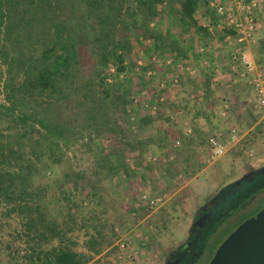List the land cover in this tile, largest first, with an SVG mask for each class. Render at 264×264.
Segmentation results:
<instances>
[{"label":"trees","instance_id":"16d2710c","mask_svg":"<svg viewBox=\"0 0 264 264\" xmlns=\"http://www.w3.org/2000/svg\"><path fill=\"white\" fill-rule=\"evenodd\" d=\"M211 3L231 0H0V233L5 219L21 228L12 241L0 236V264H95L113 246L92 223L91 203L109 217L107 225L118 220L110 227L114 236L123 218L114 215L119 208L101 182L121 180L134 190L147 179L144 157L171 152L177 122L166 114L171 106L159 102L152 75L162 70L186 80L189 51L198 58L197 48L181 45L189 30L227 48L225 38L235 32L216 29ZM173 5L177 11L168 15ZM201 48L207 52L208 43ZM229 57L239 64L235 52ZM210 68L191 94L194 104L208 108L219 102L210 93L217 67ZM147 130L151 136H144ZM80 143L108 148L95 158L94 177L67 172L53 179L65 153ZM189 171L186 181L197 172ZM257 186L224 204L225 218L246 206ZM136 201L135 217L137 208L145 210ZM81 231L86 251L73 239Z\"/></svg>","mask_w":264,"mask_h":264},{"label":"rangeland","instance_id":"374dc122","mask_svg":"<svg viewBox=\"0 0 264 264\" xmlns=\"http://www.w3.org/2000/svg\"><path fill=\"white\" fill-rule=\"evenodd\" d=\"M259 1V3H258ZM257 5L261 7L257 10V34L256 37L260 44L258 57L261 61L264 60V0H257ZM177 6L173 5L167 10L168 15H173L177 11ZM258 9V6H257ZM164 22L162 26H167ZM152 27V26H151ZM164 32L165 29H160ZM193 30L188 31L184 36L182 47L188 44V38H193L192 43H198V40ZM132 37V36H131ZM181 40V36L176 35ZM203 43L214 45L217 39L214 36L202 38ZM151 43V42H150ZM193 45V44H192ZM262 52H261V50ZM261 52V53H260ZM138 52H135L134 57L137 58ZM261 63V62H260ZM141 67L142 63H138ZM239 69V67H237ZM235 70L230 72L231 79L236 78L232 87L228 88L230 94L229 100L233 104V110L229 115L226 128H237L241 131L242 139L239 144L233 148L225 157L216 160L211 165L205 163L188 162L192 158L191 153H196V156L203 157L205 151L201 149L205 147L209 137L198 136L196 140L190 143L187 140L185 147L174 149V145L170 146V153L162 151L161 158H156L153 162V153L144 157V167L142 176L147 175V179L141 184H136L134 190L130 189L125 182L121 180L103 181V190L106 191L108 198L112 199L111 206L119 208V212L114 214L117 218H123L120 228H113L115 235L110 232L111 224L117 225L118 220L106 224L109 217H102L98 214L101 211L96 203H91V209L94 212L93 224L99 231L104 233L106 241H112V247L124 237L131 233L138 234L143 240L147 250H151L157 255L158 264H162L168 252L174 251L179 244L185 242L192 237L191 225L199 210L215 196L224 197L232 190L235 184L244 183L247 180V175L254 172L264 170V116L256 109L253 99L250 96L248 87V79L250 75L244 70ZM234 76V77H232ZM0 101L2 96H0ZM151 136L150 130L144 133V136ZM105 143V139L102 140ZM108 144V142H107ZM106 145V143H105ZM105 150L102 145H92L91 149L84 146L83 143L73 146L65 153V158L60 167L57 168L53 179H60L67 172L81 173L88 177H94L93 167L96 165L97 157L107 154V146ZM188 149V150H187ZM102 153V154H101ZM159 154V153H158ZM160 154L158 156H160ZM157 155V153H156ZM257 162V160H259ZM249 165V166H248ZM196 169L197 173L189 180H185L186 171ZM141 172V173H142ZM194 173V172H193ZM168 192L165 196V203L155 212L149 213L144 209L137 208L138 216H133L134 204L138 203V198L142 195L157 196L160 192ZM219 193V194H218ZM58 197V196H57ZM59 198V203L62 205L64 200ZM59 204V205H60ZM264 208V186L259 190L254 191L252 198L233 215L225 218L222 214L214 225V231L209 233L205 240L204 258L200 264H209L214 257L218 248L228 239V237L237 230L244 222L248 221ZM99 209V210H98ZM1 212V210H0ZM2 231L0 236L7 241H12L11 236L16 239V231H20L19 223L14 219L2 220ZM116 227V226H115ZM90 228V234L92 233ZM85 231L77 232L73 235L74 241L79 245L78 251L85 250L86 235ZM19 247L23 244L18 240L16 243ZM110 247V248H112ZM109 248V249H110ZM107 250H105L106 252ZM103 253L95 258V264H115L111 257L100 258Z\"/></svg>","mask_w":264,"mask_h":264},{"label":"crops","instance_id":"0c3cea01","mask_svg":"<svg viewBox=\"0 0 264 264\" xmlns=\"http://www.w3.org/2000/svg\"><path fill=\"white\" fill-rule=\"evenodd\" d=\"M257 2V0H255ZM259 3V1H258ZM261 7L258 5V9L260 10ZM257 10L255 11V18L257 19ZM261 24H264V22H260ZM198 40H202L198 43H189L186 46L193 48H197L198 58L195 57L196 52L193 49L192 51H189L188 56L191 58L186 60V68H187V78L183 81V83H180V78L177 79L175 77L170 78L169 76H164L163 71L160 70L158 73L153 74L152 76L157 77V87H155V91L158 93V99L160 103H168L169 106H171V110H169L166 114L168 117L173 120V124L171 126V131L174 132V137L171 139L170 144L175 145L176 142L179 143V149L181 147H185V144L187 143V140L190 141V143L196 140V137L203 136L209 137V135L214 134L217 136L221 141H225L228 139L229 132L232 129L226 128L225 125L228 123L229 115L231 114V111L233 110V104L228 101L229 100V93L228 88L232 87L233 83L235 82L236 78L234 76V79H231L230 72L235 70L234 73H236L238 70L241 69L246 71L250 78L248 79V84L251 79V76L254 73V68L259 66L262 61L258 57L259 47L260 44L258 42V39L256 37V44L250 45L247 48V57L253 62V67L250 69L244 68L240 65V63H236L234 65L232 63V59L229 57V55L234 54V52L237 53L239 50L238 47L233 49H227L225 47H222V45L216 47L214 45L208 44L209 48L207 49V52L201 53V46L203 43V39H200L199 37H196ZM193 44V45H192ZM199 46V48H198ZM261 50V49H260ZM211 53L210 56L205 57V53ZM262 52V50H261ZM260 52V53H261ZM208 55V54H207ZM261 62V63H260ZM169 62L167 63V65ZM214 64L216 68V73L218 76H215L213 80V84L210 89V93L217 99L219 102L217 105H215L212 108H208L206 106V103H203V107L200 104H194L193 102V96L191 94H194L196 92V88L201 85V80L205 79V75L202 73H206L205 71H209L210 66ZM160 67V66H159ZM239 67V69H237ZM180 69V68H179ZM168 69L166 68L165 71ZM186 70V69H185ZM167 75V74H165ZM179 81V82H178ZM249 93L251 94V90L248 87ZM228 106V110L225 112V107ZM202 107V108H201ZM178 148H174L177 150ZM202 150L205 151V155L203 157L196 156V153H191V160H188V162L192 161L194 162H200L204 163L205 159L208 156V148H207V141L205 147H201ZM188 150V149H187ZM160 154V153H159ZM157 154L154 158H161ZM157 161V160H156ZM260 161L257 160V162ZM249 166V165H248ZM193 170V169H192ZM192 172V171H191ZM197 173V172H196ZM195 173V174H196ZM195 174L191 173V178L195 176ZM190 178V179H191Z\"/></svg>","mask_w":264,"mask_h":264},{"label":"built area","instance_id":"2783aa9c","mask_svg":"<svg viewBox=\"0 0 264 264\" xmlns=\"http://www.w3.org/2000/svg\"><path fill=\"white\" fill-rule=\"evenodd\" d=\"M257 2L255 0H231L229 5L217 6L214 3L210 7L215 10L218 22L216 29L222 31L223 28L230 29L235 32L234 37L225 38V46L228 49L238 47L237 53L239 63L242 67L250 69L253 62L247 57V48L255 45L257 34V21L255 11L257 10ZM205 52L202 48L201 53ZM251 90L250 96L259 113L264 116V60L254 68V73L249 81ZM228 106L225 107V112ZM242 133L237 128H232L229 132L228 139L221 141L216 138H209L207 141L208 156L204 163L211 165L216 160L223 158L241 141ZM179 143L176 142L174 148H178ZM156 160L153 159V162ZM165 196L142 195L140 202L146 212L153 213L158 210L164 203ZM135 216V215H133ZM111 257L115 264H158L157 255L151 250H147L143 240L136 233L119 240L114 247L108 249L100 258ZM96 262V261H95Z\"/></svg>","mask_w":264,"mask_h":264},{"label":"flooded vegetation","instance_id":"af4514ba","mask_svg":"<svg viewBox=\"0 0 264 264\" xmlns=\"http://www.w3.org/2000/svg\"><path fill=\"white\" fill-rule=\"evenodd\" d=\"M263 177L264 170L254 172L250 176H247V180L244 183L235 184L226 196H215L212 200L206 203L192 221L190 227L192 237L179 244L174 251L168 252L162 264H200L204 258L206 250L205 240L209 233H211V230L214 229L213 225L219 220L218 217L222 215V206L238 196V194L245 190L249 185L257 184L258 186L256 190H259L260 187L264 186V182L261 181ZM256 190H253L252 194ZM252 194L249 196L248 200L243 203L247 204L252 198Z\"/></svg>","mask_w":264,"mask_h":264},{"label":"water","instance_id":"95a60500","mask_svg":"<svg viewBox=\"0 0 264 264\" xmlns=\"http://www.w3.org/2000/svg\"><path fill=\"white\" fill-rule=\"evenodd\" d=\"M209 264H264V208L228 237Z\"/></svg>","mask_w":264,"mask_h":264}]
</instances>
